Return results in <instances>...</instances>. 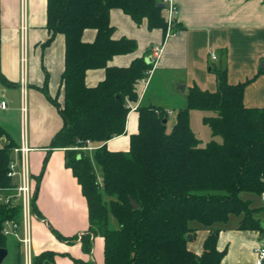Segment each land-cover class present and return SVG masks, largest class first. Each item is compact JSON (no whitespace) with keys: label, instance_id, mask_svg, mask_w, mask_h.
<instances>
[{"label":"trees","instance_id":"1","mask_svg":"<svg viewBox=\"0 0 264 264\" xmlns=\"http://www.w3.org/2000/svg\"><path fill=\"white\" fill-rule=\"evenodd\" d=\"M114 9L138 24L147 20L150 29L168 30L167 6L158 0H48L51 39L59 34L66 38L63 102L48 95L64 121L52 147L65 149L67 167L87 199L84 249L90 254L93 237H100L105 242L104 264H221L225 252L217 248V224L234 215L241 217L240 230L264 233L255 217L261 209L242 197L264 195V109L246 107L247 84L232 85L225 68L213 67L217 91L195 84L170 133L165 110L142 107L139 132L131 136L130 150L109 151L106 144L126 134L129 103L139 99L138 83L153 69L146 59H137L128 68L108 67L115 56L133 53L137 47L134 40L113 39L110 14ZM177 28L174 23L171 30ZM87 29L97 30L94 43L83 42ZM100 68L107 69L106 79L89 88L87 72ZM0 79H4L1 71ZM194 110L208 114L204 124L214 137L223 138L222 143L201 146L190 124ZM6 134L0 126V139ZM89 144L98 146L93 155L83 150ZM13 150L12 142L0 148V191L16 187L8 176ZM96 164L102 170V184ZM132 201L139 205L137 209ZM32 205L35 208L34 198ZM109 213L117 219L118 229H110ZM21 220V205L0 203V250L6 249V221ZM193 222L212 229L202 255L188 249ZM56 236L67 242L77 240ZM16 248L21 264V244ZM55 258L56 253L44 252L32 264H56Z\"/></svg>","mask_w":264,"mask_h":264},{"label":"crops","instance_id":"2","mask_svg":"<svg viewBox=\"0 0 264 264\" xmlns=\"http://www.w3.org/2000/svg\"><path fill=\"white\" fill-rule=\"evenodd\" d=\"M158 1L166 4L167 9L170 6L166 0ZM171 2L179 10L175 31L169 27L167 31L150 29L147 20L138 24L122 10L111 11L110 21L115 29L113 39L134 40L137 47L133 53L115 56L108 67L128 68L137 59H146L148 63L149 58L152 59L149 64H153L151 77L147 75L138 83L139 99L129 103L131 111L126 134L106 144L111 152L130 150L131 136L139 132V109L142 107L165 110L167 124L173 121L170 133L195 84L203 90L217 91L213 67L225 68L230 84H247L246 107L264 109V0ZM47 25L48 0H0V71L4 76L0 79V105L6 103V108L0 107V126L7 133L0 139V148L12 142V161L18 164L21 154L16 149H29L27 163L35 199L32 213L36 216L30 217L28 222L32 257L49 251L56 253V264H104L103 238L93 237L90 254L84 249L81 237L89 228L87 199L78 179L67 167L65 149L52 147L64 121L48 95L63 102L66 38L59 34L51 39ZM96 38L97 30L94 29L85 30L82 36L87 44L94 43ZM154 47L162 49L157 61L153 57ZM106 74L105 68L89 70L86 85L97 87L106 79ZM179 85H183L184 90L179 89ZM97 148L89 144L83 150L93 155ZM13 183L19 187L21 177L15 176ZM0 192L5 195L3 200L12 193ZM242 197L251 201L253 208L261 209L255 217L264 228L263 196L243 194ZM240 221L241 217L232 215L227 223L214 227L219 230L217 248L225 252L221 264H256V251L264 242V233L240 230ZM192 225L193 240L188 242V249L202 255L212 229L196 222ZM55 231L77 240L63 241ZM15 242V246L20 243L18 237ZM21 248V264H26L22 244ZM13 264H18L17 248Z\"/></svg>","mask_w":264,"mask_h":264},{"label":"built area","instance_id":"3","mask_svg":"<svg viewBox=\"0 0 264 264\" xmlns=\"http://www.w3.org/2000/svg\"><path fill=\"white\" fill-rule=\"evenodd\" d=\"M165 3H169L170 6H168V26L171 28L176 20V16L179 13L178 7L172 4L171 0H166ZM162 52V49L160 47H154L153 48V57L155 58V61L158 60L160 57V54ZM153 71L150 70L147 75L148 78L151 77ZM144 79L143 81H145ZM147 83V80L145 81ZM2 108H6V103H2L0 105ZM17 153L21 154L20 164H18L16 161H12L9 166V173L8 176L11 178H14L15 176L21 177V185L19 187H15L11 190H8L12 192L10 195L5 197L3 200L4 204H11L16 203L21 205L23 210V220L21 222H15V221H6L4 226V234L6 236L14 235L19 238L20 243L22 244L24 248V255H25V261L26 264H32V241H31V235L29 231V219L30 217L36 218V216L32 213V200L34 198V193L32 191L31 186V176L28 169V163H27V156L29 149L26 147L16 149ZM263 201H264V195H263ZM23 225V226H22ZM23 227V232L21 231ZM20 231L22 232V236H20ZM256 264H264V242H262L256 251Z\"/></svg>","mask_w":264,"mask_h":264},{"label":"rangeland","instance_id":"4","mask_svg":"<svg viewBox=\"0 0 264 264\" xmlns=\"http://www.w3.org/2000/svg\"><path fill=\"white\" fill-rule=\"evenodd\" d=\"M205 116L204 112L201 111H194L191 113L190 116V123L192 129L197 134L199 140L201 141V146H206L211 141H217L219 143L223 142V138L221 136L214 137L212 134L211 129L204 124L203 117ZM168 130L172 127L173 121L169 122ZM96 172L99 181L102 183L103 181V175L102 170L99 165H96ZM4 193L0 192V203L3 201ZM197 223V222H196ZM194 225H192L193 227ZM109 227L110 229H118L119 223L115 216L112 213H109ZM16 237L14 235L7 236V242H6V249L8 251V255L5 258L4 262L2 264H13L15 263V257H16Z\"/></svg>","mask_w":264,"mask_h":264},{"label":"water","instance_id":"5","mask_svg":"<svg viewBox=\"0 0 264 264\" xmlns=\"http://www.w3.org/2000/svg\"><path fill=\"white\" fill-rule=\"evenodd\" d=\"M148 63H152V59H148ZM179 89L181 90H184V86L183 85H179L178 86ZM165 124H167V120L164 121ZM132 204L133 206L137 209L139 207V205L135 202V201H132ZM188 241H191L193 240V235L192 234H189L188 237H187ZM8 255V251L7 249H1L0 250V264L3 263L4 259L7 257Z\"/></svg>","mask_w":264,"mask_h":264}]
</instances>
